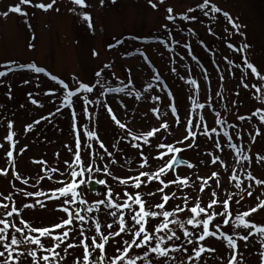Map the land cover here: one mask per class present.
<instances>
[{"label":"rangeland","instance_id":"374dc122","mask_svg":"<svg viewBox=\"0 0 264 264\" xmlns=\"http://www.w3.org/2000/svg\"><path fill=\"white\" fill-rule=\"evenodd\" d=\"M50 2L51 0H32V4ZM201 2L202 0H165L164 4H160L159 0H152L157 5L153 9L149 0H115V3L104 0L103 4L100 0H86L88 7L81 9L73 5L71 0H57L53 9L47 12L21 5L22 11L28 13L26 17H22L8 12L10 7L19 4V0H0V65L14 62L15 68L7 77L0 78V171L8 172L7 176L0 175V203H8L10 210L14 202L20 210V216L9 218L17 227L23 228L19 223L20 219L33 227L41 228L51 227L67 218L66 213L57 210L66 207L62 204L65 198L57 201L49 200L47 196L26 194H51L64 186L59 181L70 182L71 169L68 164L73 162L76 150L72 112L76 113V128L80 132L82 162L85 166L92 164L94 168L101 169L92 174V180L106 182V186L101 184L100 190L94 193L89 191L88 184L80 186L78 191L83 194L88 205L105 200L109 188L114 197H119V203L127 199L125 192L133 196L139 193L146 201V208L152 211H160L155 206L163 203L162 195H171L173 192L176 195L165 204L166 211H174L177 206L191 207L197 199L202 207H206L212 199L213 190L219 201L236 193L230 204L233 215L256 206L257 195L264 199V187L245 180L248 172L258 179H264V163L255 160L257 155H264V124H260L252 116L257 108L264 107V100L260 99L264 92L257 93L253 85L264 89V82L258 81L250 72L245 75L248 70L244 68L246 58L264 74V0H211L222 13H228L240 25L239 34L222 13L205 16L197 7ZM167 8H172L176 17L172 22L165 19ZM190 8L195 11L189 12ZM5 12H8L7 16L3 15ZM85 14L91 17V28L83 19ZM183 15L196 19L181 20ZM119 41L123 43H118ZM228 44H232L234 48L245 44L249 47L240 53L228 48ZM93 52L97 55L94 56ZM229 60L232 61L231 65ZM31 64L43 68L44 73H35L26 67ZM105 65L109 67L105 68ZM6 70L0 68V71ZM98 71L102 72L100 78L95 75ZM157 75L160 77L159 81L155 78ZM53 76L56 80L52 79ZM221 76L224 77L223 80L220 79ZM241 78L249 85L248 88L240 83ZM98 79L103 86L96 83ZM129 80L132 88L125 93L109 91L111 88L124 87ZM189 80L196 81L198 92L186 83ZM57 81L68 84V90H76L80 83L95 85V88L91 94L80 92L81 98L74 97L69 109L63 107L66 90ZM148 85L153 87L145 92L144 88ZM133 89L141 93L140 99L135 98L134 92L133 95H127ZM218 92L220 95H217ZM83 97L93 102L87 105L91 119L85 116ZM153 97L159 99L153 100ZM193 99L204 104L205 108H195ZM33 100L36 104L32 103ZM97 100L100 103L97 104ZM105 105L113 109V114L126 125V130L114 123ZM172 107L177 109L175 115L172 114ZM217 113L220 115L217 116ZM200 116L204 117L202 123ZM240 116L252 118L250 121H241L238 119ZM189 119L193 122L192 130L197 134L195 140L184 139ZM218 119L226 123L223 126L216 124ZM9 122L13 124L11 131L15 133L14 166L6 154L11 148L6 140ZM165 123L168 124L167 129L161 127ZM198 123L201 124L200 128L195 127ZM204 125L208 126L211 138L201 134ZM28 126H31L30 131L26 130ZM157 128L160 131L155 136L148 137L147 144L142 140L134 141L129 135L130 131L132 135L143 137ZM212 128L216 129L215 133L211 132ZM258 129L261 135L252 142L251 137ZM87 131H94L98 140H88L85 135ZM224 132L232 136V143L243 148L252 157L251 164L236 163V153L229 147ZM179 141L184 142L178 143ZM214 141L220 143V149L215 147ZM100 143L105 147L100 148ZM137 143L140 145L138 148L132 147ZM88 144L92 145L90 149L86 147ZM160 144L184 149L180 152L182 159L194 167L180 166L174 172L169 170L160 178L170 184L163 193L159 191L162 185L156 180L148 182L147 177H141L140 188L132 187L135 181L131 177L138 176L141 172H156L172 158L173 154H169L163 160L156 159L160 153L167 151L166 148H159ZM189 144L193 146L188 147ZM142 157H146L148 161L144 168L139 167L144 162ZM215 157L220 158L223 166L211 163ZM112 160L116 163L113 164ZM34 161L45 163L37 164ZM105 166L110 175L104 174ZM233 170L244 182L242 188L253 184L249 189L253 192L252 197L235 189V181L230 180ZM213 171L218 173L221 187H217L216 181L210 178ZM16 175H19V180ZM87 177L88 174L85 173V178ZM177 177L187 178L190 187L172 184L171 181ZM202 179L208 180L204 192L199 191ZM23 180H27V184L22 183ZM119 180H127L128 183L120 184ZM150 193L154 195H149ZM241 195L244 198L237 205L235 199H239ZM7 196H11V200L4 199ZM185 196L189 198L187 205L183 199ZM37 200L43 201L44 207H40ZM25 204H33L34 207L24 208ZM72 207L84 208L87 205L76 204ZM100 208L99 212L82 211L81 214L98 219L105 234L118 230V224L109 215V209L104 205ZM222 210L219 205L215 208L217 213ZM6 211L0 209V216ZM188 215L187 212L180 213L176 218L187 219ZM125 219L131 227L132 221L127 210ZM222 219L223 217H217V220ZM250 219L264 224V209L254 213ZM159 222L150 219L149 227ZM108 223L113 224L112 229L107 228ZM85 227L90 229L86 235L91 236L94 233L91 221ZM189 230L192 229L189 227ZM221 230L228 231L223 226ZM62 231L64 229L57 230ZM235 231L243 234L244 230ZM25 233L35 235L28 233L26 229ZM178 234L182 236L179 229ZM228 234L233 233L228 231ZM16 235L22 239L19 234ZM78 239L77 235H73L69 242L76 243ZM123 239L130 240L131 236H123ZM118 240L121 237L110 241L112 247L108 249L109 254L112 249L119 247L116 243ZM42 242L51 246L48 241ZM179 243L176 242L177 245ZM213 244L218 248L217 253L205 254L208 259L202 264H227V253L220 246L221 242L213 241ZM63 247L64 245L57 250L66 257L62 264H73L74 259L82 258L81 249H69L65 254ZM20 250L26 251L24 247ZM241 251L244 253L243 264H260L261 249L255 239L247 247H242ZM137 253L142 254L143 250H134L132 255ZM170 255L177 257V261H169L168 264H177L181 257L187 259L183 253ZM20 259L21 264H30L31 257L24 256ZM152 259L154 264H158L154 257Z\"/></svg>","mask_w":264,"mask_h":264},{"label":"snow or ice","instance_id":"6c2138e0","mask_svg":"<svg viewBox=\"0 0 264 264\" xmlns=\"http://www.w3.org/2000/svg\"><path fill=\"white\" fill-rule=\"evenodd\" d=\"M101 4H103L104 0H100ZM115 3V0H112ZM57 3V0H51L50 3H36L32 4V0H19V4L16 6H12L8 9V12L18 14L22 17H26L28 15L27 12L22 11L21 5H29L38 9H41L45 12L53 9V6ZM73 5L78 6L81 9L87 8L86 0H71ZM149 3L153 9L157 7L156 3H152V0H149ZM160 4H164L165 0H159ZM201 11H203L205 16L211 14H220L222 10L217 7L215 4L211 2V0H202V2L197 6ZM57 11L59 9H56ZM75 11V9H71ZM195 11V9H189V12ZM8 12L3 13L4 16L8 15ZM222 15L227 19V22L232 26L234 30L239 34L240 25L235 23L233 18L228 13H222ZM83 19L88 22V26L92 27L91 17L89 15H83ZM166 20L172 22L176 19L173 15V9L167 8V16ZM181 20L193 19L196 17H189L187 15H183L180 17ZM215 19V16H213ZM167 28V25H165ZM118 43H123V41H119ZM249 46L247 44L243 45L240 48H234L232 44H228V48L232 49L234 52L243 53ZM93 55H97V53L93 52ZM143 55V53H140ZM228 63L231 65L232 61L229 60ZM14 62L6 65H0V68H6V71H0V78L7 77L9 73L15 71L13 67ZM233 67H239V65H232ZM25 67V66H20ZM31 71L35 73H44V69L37 67L35 64H31L26 66ZM105 68L109 67L108 65L104 66ZM244 68L248 70L245 72V75H250L255 77L258 81L264 82V74L258 70L252 63H250L246 58L244 59ZM243 71V70H242ZM96 77L100 78L102 76V72H96ZM158 81L160 77L157 75L155 77ZM207 78V76H205ZM53 80H56V77H52ZM221 80L224 79L223 76L220 77ZM57 83L61 84L62 87L66 90V94L63 101L64 108H71L73 105V98L80 99V92L83 93H93L95 85L89 86L84 83H80L76 90H68L69 85L63 83V81H57ZM97 84L102 85L100 79L97 80ZM162 83V82H161ZM186 83L192 85L196 88L197 92L199 91L197 83L195 80L186 81ZM240 83L248 88V84L244 83L243 78H241ZM153 86L148 85V87L144 88V91L147 92ZM255 91L257 93L264 92V89L260 87H256L253 85ZM132 88V82L129 80L128 84L121 88H111L110 92L114 93H125L127 89ZM135 94L136 99L141 98V93L136 92L134 89L131 92H127V95ZM171 95V94H169ZM217 95H220L218 92ZM239 95V93H237ZM85 101L84 113L89 119H91V114L87 111V105L93 103L88 100L87 97H83ZM159 97H153V100H158ZM260 99L264 100V95H261ZM33 104H36V101H32ZM96 103H100L99 100ZM195 108L204 109L205 105L202 103H198L197 100H192ZM123 106V105H121ZM211 105H209L210 107ZM107 111L111 116V119L114 123L122 130H126V125L122 123L115 114H113V109L108 107ZM60 111V109H57ZM154 111H158V109H154ZM172 114L175 115L177 112L176 107H172ZM220 114L217 113V116ZM252 116H255L260 124H264V107L257 108L255 112L252 113ZM252 117L240 116L238 119L241 121L251 120ZM201 123L204 120L203 116L199 117ZM72 121L73 128L72 131L76 136L75 140V153L74 160L71 164H68V168L71 169L70 182L65 183V181H59V183L64 186L55 190L51 194L44 192L37 193H27V196H47L49 200H61V198H65L62 200V204L66 205V207H60L57 209L60 212L66 213L67 218L62 219L61 222L51 226V227H33L29 225L25 220L20 219L19 223L23 225V228L17 227L15 223H13L9 218L13 216H20V210L15 206L13 202L11 209H9L8 203H0V209L7 210L0 216V264H21V257L28 256L31 257L30 264H62V261L65 260V256L61 254V251H57L61 249V246L64 245L62 251L67 254L69 249H81L82 250V258L77 257L74 259L73 264H139V262H144V264H154L153 257L158 264H168L169 261H177V257L170 255L171 253H183L187 256V259H183L181 257L177 264H202V262H206L208 257L205 254H215L218 251V248L214 246L213 241L221 242L220 246L226 250L227 253V264H243L244 261V253L241 251L242 247H247L248 244L255 239V241L259 244L261 249L259 253L260 264H264V224L256 223L251 221V217L254 213H258L261 209H264V199L260 198V195L255 197V200L258 201L256 206L251 207L249 210L238 212L233 215V210L230 208V204L233 201L236 193L233 192L228 195V197L219 201L217 197V193L213 190L211 192L212 199L206 205V207L201 206V202L197 199L196 203L191 207H180L177 206L174 211H166L164 210L165 204H167L173 197H175V193L173 192L171 195L164 194L161 199L163 203L156 205L155 207L160 211H152L150 208H146V201L142 199V196L137 193L134 196L125 192L124 196L127 197L122 203H119V197H114L111 189L109 188L106 194L105 200L97 201L93 205H88V202L83 198V194L78 191L80 186L87 185L89 183H99L106 186V182L104 180L93 181L92 174L94 172H100V168H94L92 164H88L85 166L81 159L80 149H81V139L80 132L76 128V113L72 112ZM36 123H40V121H36ZM216 124L223 126L226 122L224 120H216ZM9 132L6 136L7 142L10 144L11 148L7 151V158L9 162L13 163V151L15 150V142L14 135L15 133L11 131L13 128V124L11 122L7 125ZM162 128L167 129L168 124H162ZM196 128H200L201 124L198 123L195 125ZM229 127H235V125H229ZM193 122L191 119L188 121V126L186 128L187 135L185 136V140L187 139H196V132L193 130ZM27 131L31 130V126H28ZM160 129H154L146 134V136L139 137L132 135L129 131V135H131L132 140L139 141L142 140L143 143H148V137L155 136ZM211 132L215 133L216 129L212 128ZM204 136L211 138V134L209 132L208 126L204 125L203 132L201 133ZM88 140H98V137L94 131L85 132ZM219 135V133H217ZM223 135L228 138V145L231 149H233L236 153V163L240 164L242 162H248L251 164L252 157L247 155L243 148L239 147L237 144L232 143V136L228 134V132H224ZM261 135V131L258 129L255 134L251 137L252 142L256 141V137ZM184 141H179L178 143H183ZM215 147L220 149V143L218 141H214ZM140 145L133 144L132 147L138 148ZM193 145L189 144L188 147H192ZM2 147V145H0ZM67 147V146H66ZM89 149L92 147L91 144L86 145ZM104 144L100 143V148H104ZM159 148H166V152L160 153L159 156L156 157L158 160H163L166 155L173 154L172 158L165 162V166L161 167L158 171L153 172L151 174L147 172H141L138 176L131 177V180H134L135 183L132 185L134 188L141 187V177H147L148 182L153 180L158 181L162 187L159 188L161 193L164 192L165 189L170 187L169 183H165L160 178L168 173L170 169H174L175 166H179L183 164L182 160L177 159L176 154L184 151V149L177 148L174 145H158ZM71 150V149H70ZM107 151V149H105ZM111 155V153H108ZM211 155V153H209ZM103 159V157H100ZM143 163L139 165L140 168L146 167L148 161L146 157H142ZM256 162L264 163V155H257L255 157ZM37 164H44V161H34ZM67 163V162H66ZM112 163L115 164L116 161L112 160ZM212 164H220L223 166V162L219 157H215L211 160ZM188 168L194 167L191 163L186 165ZM52 171H58L57 169H52ZM103 172L105 175H110L107 166L104 167ZM85 173L88 174L87 179L85 178ZM0 175L7 176V171H0ZM51 178V177H49ZM79 178V179H78ZM211 179L216 181L217 187H221L220 181L218 179V173L213 171L211 174ZM16 179L19 180V175H16ZM115 179V177H114ZM230 180L235 181V189L240 190L241 193L246 192L247 196L252 197L253 192L250 191L253 187V184H248L246 187L242 188V184L244 183L240 180L236 171L233 170L230 175ZM245 180L252 181L254 185L264 187V179L256 178L252 173L248 172L245 174ZM24 184H27V180L21 181ZM120 184H127V180H119ZM172 184H178L183 187H190L189 180L187 178L177 177L175 180L171 181ZM208 185L207 179H202L201 185L199 187L200 192H204L205 186ZM149 195H154V193H150ZM70 197V199H68ZM243 195L240 196L239 199H235V203L239 205L241 200H243ZM6 200H11V196L4 197ZM185 205L188 202V196L184 198ZM36 203L40 205V207H44V202L37 200ZM79 204L81 206L87 205L84 208H73V205ZM104 205L105 208L109 209V215L115 218V223L118 224V230L114 232H109L105 234L102 231L101 223L98 219L88 215H82L81 212L85 213H93L99 212L101 210L100 206ZM222 207V211L217 213L215 208L217 206ZM138 206V207H137ZM33 204H25L24 208H33ZM114 209V210H113ZM125 210L130 214V218L132 221V226H128V222L125 219ZM187 212V219H177L176 217L180 213ZM223 217L222 220H217V217ZM150 219L159 220L160 222L155 224L152 227H149ZM91 224L94 228V233L89 236L86 235L90 229L85 227ZM215 221V223H214ZM138 226V227H137ZM175 226V227H173ZM211 226V227H210ZM221 226L231 231L233 234H228V231H222ZM189 227L192 230H189ZM108 229L113 228L112 223L107 224ZM25 229L28 233H34L35 235H27L25 233ZM58 229H64L62 232H57ZM135 229V231H133ZM178 229L182 232V236L178 234ZM199 229L200 231H196ZM237 229H242L243 234L241 232L235 231ZM55 233V234H54ZM16 234H19L22 239H19ZM73 235H77L79 237L78 242L72 243L69 242L72 239ZM131 236V239H123V236ZM121 237V240L116 241L119 247L112 249L111 254H109L108 249L111 248L110 241L115 240V238ZM48 241L51 246H46L44 242ZM176 242H180L178 245ZM238 242H243L241 245ZM34 246V247H29ZM192 246V247H188ZM24 247L26 251H21L20 249ZM142 249V254L132 255L134 250ZM38 253H43V255H38ZM223 255V253H222Z\"/></svg>","mask_w":264,"mask_h":264},{"label":"water","instance_id":"95a60500","mask_svg":"<svg viewBox=\"0 0 264 264\" xmlns=\"http://www.w3.org/2000/svg\"><path fill=\"white\" fill-rule=\"evenodd\" d=\"M177 159L182 160L183 164L179 165V166H175L174 169H170V171L174 172L178 167L180 166H186L188 164V162L184 159H182V153H179L176 155ZM93 181H98V180H93ZM101 188V184L99 183H89L88 184V189L91 193L97 192L99 191Z\"/></svg>","mask_w":264,"mask_h":264}]
</instances>
